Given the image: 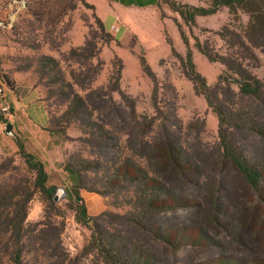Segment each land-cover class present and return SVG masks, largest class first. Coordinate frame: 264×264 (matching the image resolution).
<instances>
[{"label": "rangeland", "instance_id": "obj_1", "mask_svg": "<svg viewBox=\"0 0 264 264\" xmlns=\"http://www.w3.org/2000/svg\"><path fill=\"white\" fill-rule=\"evenodd\" d=\"M126 1L86 0L89 6H85L74 0H0V21L8 22L11 16L15 24L12 30H4L0 26V84L5 85V96L13 115L12 118L4 116L6 122H0V195L6 193L10 181L18 177L25 167L18 153L20 138L9 135L6 130L8 123L12 124V133L14 125L21 126L16 118L25 110L15 108L11 90L3 82L4 76L12 83L14 95H28L31 89L39 87L41 101H44L50 120L55 121L65 114L73 100L66 91L74 90L80 97H86L91 89L109 85L119 69L118 57L123 63L121 88L127 99L115 93L116 105L106 100L90 104L92 110L96 109L93 119L109 131V134L102 132L101 135L109 138L98 140L97 131L85 129L81 121L67 126V139L62 135L68 142L65 161L79 165L85 162L89 166L83 173L85 183L106 193H94L102 197L106 205L104 211L93 215H101L97 230L123 235L126 243L154 255L153 264L237 263L251 255L264 257L263 245L235 236V232L254 231L248 225L241 227L240 220L247 217L243 211L256 204L255 197L251 198L247 185L230 166L223 170L213 163L208 164L213 156L204 155L205 145L219 143V120L205 97L196 94L186 75L187 48L182 37L183 32L189 40L196 69L211 87L217 86L216 98L233 108L249 110L261 123L264 122L263 106L250 97L242 96L236 85L220 82L219 76L225 67L221 63L210 62L195 46L199 40L216 54L231 53L220 33L224 29L241 32L248 23V17L240 15V20H237L227 8H221L214 15L197 17L196 25L188 26L173 10L172 3L206 6L204 1L142 0L152 2L144 6L129 5ZM34 11L39 14L38 19L33 16ZM88 40L98 44L96 52L99 56L92 57L90 61L72 56V50ZM171 44L177 55L172 53ZM254 53L259 62L251 61L249 71L260 79L264 89V55L260 50ZM43 57L56 59L60 72L52 71L42 77L38 68ZM142 59L148 62L157 77V98L153 95L154 83L143 71ZM91 64L92 72L89 71ZM72 75L76 77L75 81ZM60 90H64L65 95H56ZM135 115L138 120L134 119ZM144 115L148 117L146 123L141 118ZM149 121L155 122L150 125ZM137 122L143 126L139 127ZM189 124L193 127L188 128ZM166 126L181 138L183 147L197 161H202L206 172L204 179L205 176L212 179L213 169L216 180L204 182L197 176L189 186L184 182L177 183L173 185L177 195L182 193L184 196L168 200L170 204L166 205L162 215L148 213L140 218L128 204L137 183L124 182L111 190L103 188L99 179L109 174V170L114 172L110 168L114 161L134 156V152L143 154L153 138L162 141L166 137ZM94 129L98 130L97 127ZM235 139L246 152H258L264 147L256 145L253 137L246 141L245 134L237 133ZM135 156L143 167L146 166L140 156ZM51 177L55 184L71 188L67 177L61 180H58V175ZM48 185H51L49 181ZM217 189L220 201L213 204L207 197L209 190ZM193 199H198L201 206L192 203ZM35 200L41 201L40 196L37 195ZM48 212L45 221L57 224L60 229L65 222L63 241L70 254L75 256L91 236L92 227H84L76 221V211L68 206L66 198L57 202L52 215ZM237 219L239 227H236ZM186 232L189 238L181 239ZM155 233L165 234L166 244L156 240ZM84 262L87 264V260ZM5 263L6 260L0 261V264Z\"/></svg>", "mask_w": 264, "mask_h": 264}, {"label": "trees", "instance_id": "obj_2", "mask_svg": "<svg viewBox=\"0 0 264 264\" xmlns=\"http://www.w3.org/2000/svg\"><path fill=\"white\" fill-rule=\"evenodd\" d=\"M76 1L89 6L86 0H74V2ZM200 1H204L206 6L175 5V3H171L173 10L179 13L188 26L196 25L197 17L214 15L221 8H227L229 13L237 20H240V15L248 17V23L241 29V32L224 29L220 33L223 41L231 49V53L216 54L201 44L199 40L196 41L195 46L210 62L221 63L225 67L224 73L219 76L220 82L236 85L242 96L254 99L264 109L263 84L257 76L249 71L251 61L259 62V58L254 51L260 50L264 55V0ZM126 2L129 5L136 4L139 6L152 3L151 1L143 2L142 0H128ZM32 14L38 19L39 14L37 11L32 12ZM2 22L7 23L3 20L0 21V23ZM14 26L15 24L11 28L3 29L12 30L15 28ZM182 37L187 48L185 58L186 75L193 83L196 94L205 97L208 106L212 108L219 120V143L204 146V155L213 156L212 162L207 163L220 166L223 170L226 166H230L232 171L240 176L247 185L251 198L255 197L254 203L256 204L252 208L243 211L244 214L247 213V217L240 220L241 227L248 225L249 229L251 226L254 231L235 232V236L253 240L264 246V147L258 152H246L245 148L235 139V134H245L246 141L249 142V139L253 137L257 141L256 145L259 147L264 146V122L259 123V120H255L249 110L233 108L216 98L215 90L217 86L211 87L206 78L196 69L189 40L183 32ZM94 49L95 53H93ZM96 49H98V44H92L88 40L83 46L73 49L71 54L90 61L92 57L99 56ZM171 49L172 53L177 55L173 46ZM141 61L143 71L155 85L153 95L154 98H157V77L148 62L145 59ZM116 62H118L117 67L119 69L110 79L107 87L91 89L86 97H80L74 90L66 91L67 96H73L69 108L60 119L50 120V125L54 128L52 129L49 125L46 130L61 133L67 139L69 137L66 131L67 126L69 127L81 121L85 129L92 128L93 131H97L98 140H107L109 137L103 138L101 133L109 134V131H106L100 122L93 119L96 109L92 110L90 104L91 102L95 103L97 100H106L116 105L113 96L115 93H120L124 99H127L121 88L123 63L118 57H116ZM58 69L59 64L56 59L43 57L38 72L42 77H45L50 75L52 71H59ZM93 70L91 64L89 71L92 72ZM72 78L75 81L76 77L74 75H72ZM3 79L8 89L13 91L14 87L10 80L5 76ZM0 86L4 87L5 85L1 83ZM57 94L63 95L64 90L56 92ZM141 118L146 123L148 117L144 115ZM134 119H137L136 115ZM2 121L6 122L3 113L0 112V122ZM154 122L149 121L148 124L152 125ZM137 124L139 127L143 126L142 123L137 122ZM94 127H97L98 130H95ZM191 127L193 126L189 124L188 128ZM166 129V137L162 141L153 138L147 143V149L143 154L134 152L133 155L140 156L146 166L143 167L142 162L136 160V156H124L114 161L110 166L111 170L114 171L113 173L109 170V174L106 173L107 175L104 178L99 179L103 188L111 190L124 182L137 183L135 194L128 204L131 205L140 218L148 215V213L162 215L166 211V205L170 204L168 200H173L175 197L179 199L178 196H184L182 193L177 195L173 185L184 182L189 186L197 176V179L201 177L200 180L204 182L216 180L213 169L211 170L212 179L209 176H205L204 179L206 172L201 165L202 161H197L183 147L181 138L172 128L166 126ZM97 143L99 142L97 141ZM17 146L25 167L18 177L10 181L6 193L0 195V261L6 260L5 264H85V260H87V264H153L152 258L154 255H149L126 243L127 240L123 235L97 230L101 215L97 217L88 215L81 191L85 189L88 192L100 195L106 193L85 183L83 173L89 167L85 162L79 165L68 160V162L65 161L62 164L66 177L71 183V188L66 187L68 206L76 211V221L78 223L84 227H92L91 236L86 240L83 249L72 256L63 241L65 222L62 223L63 229H60L57 224L44 219L47 210L52 215L56 209L57 202H55L54 197L58 187L48 185L49 176L44 162L27 150L25 142L20 140ZM140 146L143 145L140 144ZM128 147L132 149L129 144ZM255 149L257 148L255 147ZM205 186L209 189L208 183ZM218 194V189L209 190V195L206 197L211 203L217 204L220 201V195ZM37 195L40 196L44 205V213L42 220L31 223L28 222V215L32 202ZM192 203L201 206L198 199H193ZM213 215H215V212ZM238 221L239 219H237L236 227H239ZM154 238L166 244L165 234L155 233ZM186 238H189L188 232L181 236L183 240ZM195 240L198 239L195 238ZM168 242L171 243V240L168 239ZM241 261L237 263L221 261L220 264H264V257L251 255Z\"/></svg>", "mask_w": 264, "mask_h": 264}, {"label": "crops", "instance_id": "obj_3", "mask_svg": "<svg viewBox=\"0 0 264 264\" xmlns=\"http://www.w3.org/2000/svg\"><path fill=\"white\" fill-rule=\"evenodd\" d=\"M24 82L26 81L24 80ZM39 95V87L31 89L28 95L20 96L14 95L11 90L10 96L15 108L25 111L23 115H19V118H16L19 119L21 126L16 127L13 124L14 133L9 135L20 138L21 141L25 142L27 150L44 162L49 176L48 181L51 185L59 188L62 185H57L51 181V175H58V180H61V178L66 179V172L62 164L67 157L68 142H66L62 134L46 130L50 125V118L44 101H41L42 97ZM81 196L84 199L88 215H97L106 209L104 200L99 195L82 191ZM43 212L44 205L42 201L34 200L28 215V222H38L42 219Z\"/></svg>", "mask_w": 264, "mask_h": 264}, {"label": "built area", "instance_id": "obj_4", "mask_svg": "<svg viewBox=\"0 0 264 264\" xmlns=\"http://www.w3.org/2000/svg\"><path fill=\"white\" fill-rule=\"evenodd\" d=\"M18 3V5H25V4H21L23 2H15ZM14 17L9 16V20L7 23H0V26H2L3 28H11L14 25ZM0 112L3 113V115L6 118H12L13 115L11 113V108H10V103L7 101L6 96H5V89L4 87L0 86Z\"/></svg>", "mask_w": 264, "mask_h": 264}, {"label": "water", "instance_id": "obj_5", "mask_svg": "<svg viewBox=\"0 0 264 264\" xmlns=\"http://www.w3.org/2000/svg\"><path fill=\"white\" fill-rule=\"evenodd\" d=\"M6 130H7L8 134L12 133V124L11 123H8L6 125ZM66 197H67L66 188L61 187V188H58V190L55 194L54 200L59 203V202H61V200H65Z\"/></svg>", "mask_w": 264, "mask_h": 264}]
</instances>
